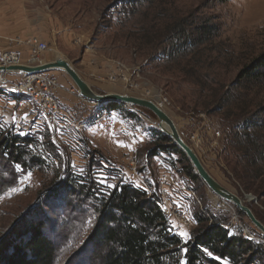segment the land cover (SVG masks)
<instances>
[{
  "label": "rangeland",
  "instance_id": "1",
  "mask_svg": "<svg viewBox=\"0 0 264 264\" xmlns=\"http://www.w3.org/2000/svg\"><path fill=\"white\" fill-rule=\"evenodd\" d=\"M18 3L21 8L13 14L22 16L24 22H18V36L0 47L18 46L31 36H39L49 45L45 62L57 57L66 59L84 79L93 83L97 93L117 92L156 103L163 101L162 109L174 120L181 136L208 171L244 198L264 224V160L255 159L251 137L242 125L233 123L232 116L238 109L234 106L240 102L249 103L252 111L264 106V85L252 86L242 93L232 91L235 104L221 112L209 101L218 91H226L241 67L264 50V0H155L138 6L123 0H18ZM185 17L188 24H217L218 35L204 43L194 39L189 44L203 45L190 46L184 52L168 55L158 50V44H167L162 34ZM193 27L188 26L191 39L196 36ZM185 40L182 42L186 43ZM54 71L74 88L71 93L78 101L70 104L60 101L74 120L73 126L61 124L42 111L29 94L0 88V128L32 136L33 152L43 159L41 165H30L24 172L16 167L14 182L6 190L2 191L0 185V237L35 204L40 192L70 171L79 176L90 174L91 180L103 187H114L119 182L137 186L132 180L141 178L145 181L143 189L155 193L169 207L183 201L188 222L171 214L168 218L185 241L197 227L195 213L207 211L227 218L231 234L240 229L245 238L264 244L261 231L244 213H238L236 205L226 201L227 207H220L218 202L222 199L205 182L192 180L186 174L187 163L179 155H148L149 149L158 144L154 130H159L158 117L151 110L124 103L116 111L102 110V103L82 98L65 71ZM6 78L9 84L16 83L23 79V74L8 73ZM126 112H133L136 117L130 119ZM102 116L107 119L96 124ZM114 120L122 133L115 132ZM262 126L258 135L264 134ZM252 138L258 140L255 135ZM118 146L127 147L128 152H120ZM9 170L0 168V183L4 182L3 177H8ZM163 173L175 182L170 188ZM12 179H5L6 183ZM169 189L172 193L183 191L184 198L173 200ZM248 194L254 200L248 201L245 197ZM59 220L65 224L72 221L62 217ZM93 222L91 213L85 214L80 227L73 230L74 238L61 242L63 247L54 264L82 262V256L74 258L72 249L85 242ZM255 264H264V259Z\"/></svg>",
  "mask_w": 264,
  "mask_h": 264
},
{
  "label": "trees",
  "instance_id": "2",
  "mask_svg": "<svg viewBox=\"0 0 264 264\" xmlns=\"http://www.w3.org/2000/svg\"><path fill=\"white\" fill-rule=\"evenodd\" d=\"M123 1L138 6L155 0ZM187 19L182 18L181 22L167 28L162 34L167 44H158V50L166 51L168 55L184 52L190 46L203 45L189 44L194 39L204 43L219 33L217 24H188ZM190 25H194L196 32L192 39L188 30ZM260 85H264V50L241 67L226 91H218L209 101L217 112H221L235 104L232 100L236 96L232 91L242 93ZM100 105L102 110L112 111L123 106L117 102ZM234 107L238 109L232 114L233 123L242 125L246 135L251 137L255 159L264 160V134H257L264 125V106L252 111L249 103L240 102ZM126 113L130 119L136 117L133 112ZM154 133L158 144L149 149L148 155L175 153L187 163L186 174L192 180H199L189 159L173 140L158 129ZM253 135L258 140L253 139ZM260 138L263 141H259ZM34 145L32 136L0 128V168L11 169L9 178L15 176L16 167L24 172L30 165L42 164L43 159L33 152ZM8 177H3L4 182L0 183L2 191L14 182L12 179L6 183ZM88 201L91 202L86 203ZM160 201L155 193L150 194L128 182L103 187L91 180L90 174L79 176L67 171L40 192L35 204L17 217L0 237V264H54L63 247L61 242L66 238L71 241L73 230L80 227L82 218L88 213L94 217L88 237L78 249H72L74 258L82 256L79 264H224V260L230 264H255L264 259L263 243L245 238L240 229L231 234L227 218L210 215L207 211L195 213L197 227L185 241L174 230ZM237 211L243 215L240 209ZM59 217L72 221L65 224ZM209 252L212 255H208Z\"/></svg>",
  "mask_w": 264,
  "mask_h": 264
},
{
  "label": "water",
  "instance_id": "3",
  "mask_svg": "<svg viewBox=\"0 0 264 264\" xmlns=\"http://www.w3.org/2000/svg\"><path fill=\"white\" fill-rule=\"evenodd\" d=\"M54 70L65 71L77 86L82 98L88 101L96 103L118 102L128 105L140 106L151 110L158 117L159 130L170 139H172L173 142L185 153L190 163L192 164L196 174L203 182H205L208 188L221 199L236 205L261 231L264 236V224L256 217L250 206L245 202V199L222 185L208 171L197 152L181 136L174 120L167 114L166 111L159 107L156 102L150 99L128 94H121L117 92L97 93L90 86V84L78 73V71L72 66V64L62 57H57L53 61L45 62L35 66L20 64L6 67L0 65V73L2 74H34ZM245 197L248 201L254 200V196H252L251 194H248Z\"/></svg>",
  "mask_w": 264,
  "mask_h": 264
},
{
  "label": "built area",
  "instance_id": "4",
  "mask_svg": "<svg viewBox=\"0 0 264 264\" xmlns=\"http://www.w3.org/2000/svg\"><path fill=\"white\" fill-rule=\"evenodd\" d=\"M19 46L27 47V58L24 59V53L19 48L14 49H0V65L3 66H14L20 64H26L35 66L38 64L45 63V53L49 50V45L46 41L40 39L37 36H31L25 41L19 43ZM49 72H41L34 74H23V79L20 82L8 83L6 75L2 74L0 78V88L17 93V94H29L32 96L37 105L42 111L48 113L53 118H56L61 124L64 125H75L74 120L69 116L67 111H64L57 97V91L59 89V83L56 77ZM115 81L116 78L112 77ZM162 108L163 101L157 103ZM102 128V127H101ZM136 172V170H134ZM166 184H175L174 180L170 175H164ZM136 183L137 187L143 188L145 181L141 178L140 180H132ZM165 215H173L178 220L188 222L186 220L187 213L184 207V202L181 201L179 204L171 203L170 207L164 204L162 201L159 202ZM218 205L222 208H226L228 203L225 200H220Z\"/></svg>",
  "mask_w": 264,
  "mask_h": 264
},
{
  "label": "crops",
  "instance_id": "5",
  "mask_svg": "<svg viewBox=\"0 0 264 264\" xmlns=\"http://www.w3.org/2000/svg\"><path fill=\"white\" fill-rule=\"evenodd\" d=\"M18 8H21V5H20V3H18V0H0V44H9V40H12V38H14L16 35L18 36L17 33L19 31V29H18L19 23L24 22L22 16H19V14H17V13L13 14V13H15V10H18ZM37 37H39V36H37ZM40 39H42V38H40ZM14 48L15 49L16 48L21 49L24 53V59L27 58V56H28L27 50L28 49L26 46H19L18 45V46H13V47H0V49H14ZM56 73H58V72L57 71L51 72V74L54 77H56V79L58 80V83H59V89L57 91V97H58L59 101H61L62 103H64V102L69 103L70 101H78L74 98L75 97L74 94L71 93V92H73V89H74L73 86L69 85V82L66 80L65 77L61 76V74L58 75ZM85 80L92 87L93 83L89 82L87 79H85ZM66 87H69V90L66 89ZM80 99L81 98H79V100ZM105 119H107L105 116L100 117V119L97 121L96 124L102 122ZM112 125H113L116 133H118V134L122 133L121 127L118 124V122H116L114 120ZM101 127H102V125H101ZM126 148L127 147H124V146H121V148L118 146V150L120 149V152L125 151V150H127L126 152H128V149H126ZM159 172H163V169H159ZM162 175H165V174L163 173ZM167 186L170 188L171 185L167 184ZM169 192L171 195L172 194L174 195L175 198L173 200H175V201H177L178 199L181 200L184 198L183 197V195H184L183 191L178 192V190H174V192L172 193L171 189H169Z\"/></svg>",
  "mask_w": 264,
  "mask_h": 264
},
{
  "label": "snow or ice",
  "instance_id": "6",
  "mask_svg": "<svg viewBox=\"0 0 264 264\" xmlns=\"http://www.w3.org/2000/svg\"><path fill=\"white\" fill-rule=\"evenodd\" d=\"M13 191H15V189L13 190ZM181 235H183V236H187V233H181ZM205 251L207 252V249H205ZM208 255H212V253H208ZM216 259H220V257H217ZM225 264H227V262H225Z\"/></svg>",
  "mask_w": 264,
  "mask_h": 264
}]
</instances>
